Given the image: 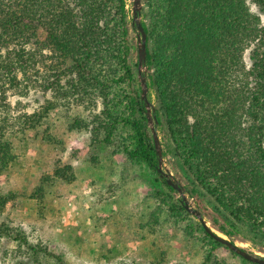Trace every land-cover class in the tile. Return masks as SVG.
<instances>
[{
    "label": "trees",
    "instance_id": "obj_1",
    "mask_svg": "<svg viewBox=\"0 0 264 264\" xmlns=\"http://www.w3.org/2000/svg\"><path fill=\"white\" fill-rule=\"evenodd\" d=\"M128 1L0 0V49L6 50L0 55V79L7 75L11 86L16 84L13 73L20 69L26 76L27 69L36 67V55L48 50L51 64L43 89L70 103L100 104L89 123L76 120L72 129L90 131L92 143L112 146L114 156L154 176L153 186L160 184L156 209L144 226L150 231L161 212L176 219L190 216L156 171ZM141 2L147 20L141 21L147 35V98L152 103L154 97L162 157L169 153L181 163L193 184L178 183L212 229L231 243H264V0H250L258 14L246 0ZM32 42L37 48L30 52L24 46ZM11 44L19 48L9 50ZM248 50L249 68L244 62ZM48 109L22 116L14 131L0 120V179L16 165L12 140L19 143L20 136L40 127ZM54 178L62 185L72 183V167H57L52 177L42 179L34 197L41 200L43 187ZM11 197L0 188V212ZM188 227L192 246L200 243L202 264H217L222 251L251 264L215 242L198 221L191 220ZM242 232L248 239L239 237ZM0 238L12 239L31 257L65 264L48 247L31 245L19 229L1 224Z\"/></svg>",
    "mask_w": 264,
    "mask_h": 264
},
{
    "label": "rangeland",
    "instance_id": "obj_2",
    "mask_svg": "<svg viewBox=\"0 0 264 264\" xmlns=\"http://www.w3.org/2000/svg\"><path fill=\"white\" fill-rule=\"evenodd\" d=\"M246 2L258 14L250 0ZM142 20L147 22L141 13ZM131 37L137 48L136 31ZM8 48L18 49L19 45ZM24 48L33 52L37 46L32 42ZM5 52L0 49L2 57ZM41 53L42 57H35L36 67L25 71L26 76L20 69L13 73L16 84L11 86L6 74L0 79V91L4 90L0 93V120L14 126L11 131L19 128L22 116L51 107L40 127L18 136L19 143L12 140L16 143L17 161L1 177L0 188L4 195L14 197L0 212V225L21 230L31 245L48 247L62 256L65 264H202L200 243L197 248L192 246L194 237L188 225L197 220L190 214V218L176 219L164 210L158 223L151 225L154 230L144 227L156 209L154 194L162 189L160 184L153 186L154 176L130 165L125 157L114 156L112 146L92 143L90 131L72 129L76 120L89 123L100 111V104L94 107L70 103L52 89H43L48 85L51 60L48 50ZM244 62L249 68V50ZM151 104L155 106L153 96ZM15 133L13 136H17ZM158 137L160 140L159 134ZM163 160V170L175 181L183 186L193 184L178 159L168 153ZM63 166L72 167L74 181L62 185L54 178L43 187L41 200L34 197L42 179L52 177L54 170ZM185 196L195 209L194 200ZM173 198L177 200L179 196L173 193ZM203 203L207 204V199ZM239 237L248 239L244 232ZM250 243L235 241L244 251L264 258V243ZM217 257V264H246L224 251ZM0 264L56 263L41 255L31 257L12 239L0 238Z\"/></svg>",
    "mask_w": 264,
    "mask_h": 264
},
{
    "label": "water",
    "instance_id": "obj_3",
    "mask_svg": "<svg viewBox=\"0 0 264 264\" xmlns=\"http://www.w3.org/2000/svg\"><path fill=\"white\" fill-rule=\"evenodd\" d=\"M132 1V26L136 31V39H137V77L140 86V100L144 103L146 108V119L148 127L151 131L153 145L155 154L157 156V166L156 171L159 174L160 178L165 179L166 184L171 187L175 194H177L180 198V203L183 206L184 210L193 216L202 226L203 231L210 236L215 242L223 245L232 253L238 255L243 260L251 263V264H264V259L252 256L244 251L241 247L237 246L235 243H231L224 235H221L214 229L210 227V225L202 218L201 214L194 208L190 206L185 193L181 187V185L175 181L172 176L163 170V157H162V148L160 144V140L158 137V133L156 131L157 122L155 121L154 116V106L148 101V86L146 79V40L147 35L144 31V28L141 23V13H142V2L141 0H131ZM252 244V243H250Z\"/></svg>",
    "mask_w": 264,
    "mask_h": 264
}]
</instances>
